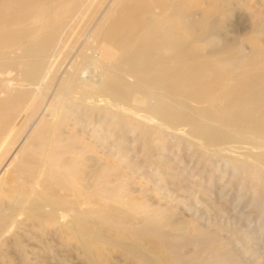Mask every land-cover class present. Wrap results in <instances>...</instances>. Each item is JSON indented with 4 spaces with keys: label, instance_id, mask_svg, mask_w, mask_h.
I'll return each mask as SVG.
<instances>
[{
    "label": "bare ground",
    "instance_id": "1",
    "mask_svg": "<svg viewBox=\"0 0 264 264\" xmlns=\"http://www.w3.org/2000/svg\"><path fill=\"white\" fill-rule=\"evenodd\" d=\"M104 3L0 0V166L18 148L9 181L13 186L0 192L5 194L0 239L14 233L9 241L23 264H28L25 238L33 242L35 258L45 256L51 241L79 250L87 264H103L107 246L121 248L133 264H239L213 237L215 230L192 228L194 239L184 232L174 241L173 232L188 226L183 228V220V225L180 220L173 224L168 212L146 198L129 197V180L119 171L127 159L121 148L129 134L135 135L133 147L137 142L146 153L160 155L153 163L168 179L163 153L168 139L191 124L185 137L212 155L242 144L238 138L259 140L250 149L262 151L247 156L251 162L221 158L236 175L264 186V65L246 62L236 50L240 47L232 49L220 32L222 22L233 16V0H114L95 25ZM95 115L107 121L97 129L92 125L86 140L101 148L116 134L113 149L104 148L115 162H103L84 182L77 177L89 146L80 144L82 132L76 128ZM177 139L179 144L182 138ZM183 244L196 247L190 256L179 253ZM204 250L205 262L197 257Z\"/></svg>",
    "mask_w": 264,
    "mask_h": 264
},
{
    "label": "rangeland",
    "instance_id": "2",
    "mask_svg": "<svg viewBox=\"0 0 264 264\" xmlns=\"http://www.w3.org/2000/svg\"><path fill=\"white\" fill-rule=\"evenodd\" d=\"M113 1L114 0H104V2H106L107 4L104 3V6H102L103 8L101 7L100 10L97 11L98 13L95 14V19H94L95 25L100 22L103 15L111 7ZM233 6L234 7H232L233 9L231 13V15L233 16H230V18L226 20L224 23L222 22L220 32L222 35L227 37L226 41L228 40L227 43L230 44L232 49L235 50L236 48L240 47L239 49L236 50L242 51V53L241 51L238 52L240 53L242 58L245 55L244 59L246 62L249 61L251 63V61L252 62L255 61L259 64V66L261 65L262 67L264 65V61H263L264 60V54H263L264 53V0H233ZM256 51H259L262 54L260 56H257ZM259 66L256 70L257 72H262L263 70ZM64 72L65 70H62L60 72V77L64 75ZM58 77L59 75H57V78L55 79L53 86H56L58 84V81L60 80V77L59 80ZM12 78H16V77L14 76ZM151 103L150 106L153 104ZM129 105L131 106L132 104ZM124 107H128V106L124 104ZM176 108L187 112V108L185 106L176 105ZM95 116L94 118L89 119L90 121L93 120L91 123L89 120L85 121L83 119L84 121L82 123L84 124L80 123L76 128L78 133L82 132L79 141L80 144L83 143L84 145L89 146V150L85 152L83 156V160H84L83 168L81 169V172L78 174L77 177L78 179H80V177L82 176L80 180L83 181L84 179V182H88L89 180H91V172L93 171V169L95 170L96 167L98 168L105 164L110 165L111 161H113L111 162V164L115 162V159H113L115 158L113 153L111 152L109 156V152L106 151L109 148H110L109 151L113 149L114 143L116 141L113 140L117 137L116 134L112 133V131L107 133L105 132L106 135L108 136H110V134L112 133L110 136L112 138H107L108 146L106 144L104 147L100 148V145L98 146L97 144L98 149L97 146H94L93 143L86 140L88 137L87 135H89L91 132V129L93 130V128H95L96 125L97 126L95 129H97L100 124L105 126V124L103 123L107 121V119L104 118H103L104 120L100 119L101 116H96V117ZM83 125H86L87 128L84 127ZM151 125L154 124L152 123ZM183 126L180 127H182L184 131L177 132L176 134H172L175 141L178 135H180L178 139L179 140L181 138L184 139L183 142L181 139L180 140L181 142L179 144H176L174 143L175 141L174 139H172V137L170 138L168 137L169 138L168 140L171 142V144L168 145V149L170 148V151L168 149H165L163 152L164 154L167 153L166 155L168 156V157L166 156L164 160L165 161L164 162L165 168L163 167L164 170L166 171L167 166H169L168 168L170 169L172 168L171 169L172 171L170 169H167V173L165 172L166 175L168 174L169 177L168 179L166 178L167 180L163 179L160 175H158L160 174L158 173L159 172L158 164L155 163L156 164L155 165L153 163L154 162L153 159L155 160V158L160 155H157V152L155 150L154 152L156 153H154L153 151L146 153V151L141 150L138 144H137L138 147L137 148L136 147L137 142H135V146L133 147V143L135 141L134 140L135 138L133 136L135 135H129V134L127 135V139H126L127 142L125 141V143L122 145L121 148V149H123V147L125 148L124 150L126 153L124 152V150H121V152H124V154L126 155L124 154L121 155L123 157L126 156L124 158L129 159V161L126 159L124 165L122 167L121 166L119 167L121 168L119 169V171L122 174L124 173L122 176L124 175L127 176V177L125 176L126 180H129V183L127 181V186L130 187V188L127 187L128 191H130L128 192L129 193L128 196L137 200H143L145 198L148 199L146 201L151 206L153 205V207L159 208L160 210H164L165 213L168 212V214L171 215L170 220L173 224L179 223L180 220V224L183 225L181 222L183 220V223H185L183 225V228L185 226L188 227L187 228L185 227L186 229H183L181 231L182 233L173 232L174 234L173 237L175 236L173 238L174 241H180L181 234H183L184 232L185 234L183 235L187 237L189 236L188 238L192 239L194 237L193 233H195L193 229H202V230L204 229V231L215 230L216 234L217 235L219 234L220 238L215 234H213V237H215L219 245L221 246L223 245L224 247L223 246L222 247L225 249H223L221 246L220 248H222L224 251H228V252L230 251L229 253H231L233 256H235V258H237V260H239L236 262L238 263L240 262L239 264L241 263L264 264V202L260 203L261 201H264V193L262 192L264 191V186H259L257 182H255L254 180L248 177L246 179H243L241 175L238 174L236 175L234 168H230L231 166L228 165L223 159V158L234 159L235 156H237L238 159H236L237 157L235 158V160L237 161L246 160L248 162H251V160H249L250 158H247V156L262 151L259 149L256 150L250 149L252 146H257L256 144L259 143V140L251 139L250 136H246L244 137V139L243 138L239 139L237 137L238 141L240 140L242 141V144L234 143L232 146H230L234 149H230V147H228L226 150L221 151L220 154H218L219 153L218 152L217 155L214 154L216 152H213L212 155V151H208V149L205 148L202 149V147L194 139L185 137L186 135L184 133L185 131L189 130L191 124H189V126L188 125L186 126L183 125ZM79 127L82 128L83 130L81 131ZM112 135H114V138ZM128 141L130 142V144H132V146H129ZM131 141H133V143ZM35 144L37 143H34V145ZM126 144L129 147H127ZM227 145L228 144H226L225 146ZM106 146L107 148L109 147L107 150H105ZM93 148L96 150H93ZM228 149L229 151L230 150L232 151L229 152ZM17 150L18 148L14 152H11L6 157V162L3 164V166L2 165L0 166V172H1L0 192H2L1 190H3L2 193L5 194L8 191V189L11 187V185L13 186V183H9V181H10V177L13 176L12 168L14 163L12 164V162L17 160L14 159L15 157H17V153H15L18 152ZM142 151H144V153H142ZM105 152L108 154H106ZM208 152L211 154H209ZM203 154L205 158L207 157V159L202 157ZM207 155H210L211 157ZM222 156L223 158H221ZM109 158L110 161L108 162L107 160ZM150 163L151 164L153 163V165H150L149 167ZM127 165L129 166L127 167ZM232 172L234 174H232ZM7 174H9V176ZM176 176L179 179L176 178ZM235 179L237 180V182ZM168 180L170 182H166ZM3 181H5L7 184L4 185L5 182ZM245 181L246 182L249 181L250 183H246ZM174 182L175 183L177 182L176 185L174 184ZM243 183L244 185L247 184L246 185L247 187L243 186ZM251 184H254V186H252ZM182 185H184L185 187ZM2 186L4 187V189H2L3 188ZM181 187L184 188L182 189ZM37 190L40 191L41 188ZM142 192L143 194L144 193L146 194L141 195ZM5 194L0 193V200L4 197ZM145 195L148 196V198ZM1 196L3 197L1 198ZM171 205H173V207H171ZM169 209L171 210V212H169L170 211ZM172 211L175 214H173ZM190 230H192V232ZM187 231L190 232L188 233ZM12 234L14 233L12 232ZM12 234H10V236L7 235L9 237L4 236L0 239V264H23L21 253L17 252V250L14 249L12 245V241L11 242L9 241V239L10 240L12 239L11 237L13 236ZM31 243L33 242L28 241L25 238L24 246L26 249L30 251V252L28 251V255H27L28 264H87L79 250L74 248H72V250L71 249L66 250L62 246L56 245L54 244L55 242H51V241L50 242L47 241V243H49V245L48 244L47 245L50 247L44 250L45 256L47 255L46 257L43 255L45 262L44 261L40 262L43 256L41 255L42 257L35 258L36 251L30 249L32 245ZM190 245L192 246L193 244H183L182 246H180L179 253L183 257L190 256L191 253L194 251L195 246L193 245L191 247ZM189 247L192 249H188ZM183 251L185 252V254H183L184 253ZM201 251H199L197 257L199 255L198 259L202 258L201 260H204L205 262V260H207L206 258L208 257L207 256L208 253L206 250H204L203 253H201ZM158 252L159 254L166 256L165 251H163L161 248L158 250ZM104 255L106 258L103 264H133L131 258L127 254H125L121 250V248L118 247L107 246L105 248ZM203 255L205 256V258Z\"/></svg>",
    "mask_w": 264,
    "mask_h": 264
}]
</instances>
